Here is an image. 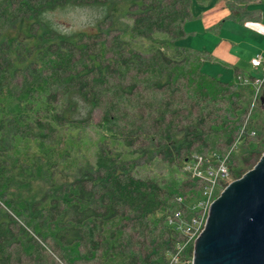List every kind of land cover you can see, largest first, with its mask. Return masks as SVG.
<instances>
[{
  "label": "trees",
  "instance_id": "obj_1",
  "mask_svg": "<svg viewBox=\"0 0 264 264\" xmlns=\"http://www.w3.org/2000/svg\"><path fill=\"white\" fill-rule=\"evenodd\" d=\"M206 1L0 0V264H167L193 216L183 196L206 186L186 168L193 156L231 150V177L256 163L252 87L212 77L177 41ZM80 6L88 29L52 17ZM154 158L183 175L141 172ZM33 181L39 192L21 195ZM192 249L170 264H191Z\"/></svg>",
  "mask_w": 264,
  "mask_h": 264
},
{
  "label": "water",
  "instance_id": "obj_2",
  "mask_svg": "<svg viewBox=\"0 0 264 264\" xmlns=\"http://www.w3.org/2000/svg\"><path fill=\"white\" fill-rule=\"evenodd\" d=\"M225 184L195 235L190 263L264 264V149L255 164Z\"/></svg>",
  "mask_w": 264,
  "mask_h": 264
},
{
  "label": "crops",
  "instance_id": "obj_3",
  "mask_svg": "<svg viewBox=\"0 0 264 264\" xmlns=\"http://www.w3.org/2000/svg\"><path fill=\"white\" fill-rule=\"evenodd\" d=\"M193 7L194 16L182 24L185 35L177 41L203 52L200 66L204 72L225 82L234 81L236 75L262 74V65L250 63L256 54L264 59L262 1L246 4L247 12L241 19L231 14L227 0H209Z\"/></svg>",
  "mask_w": 264,
  "mask_h": 264
},
{
  "label": "rangeland",
  "instance_id": "obj_4",
  "mask_svg": "<svg viewBox=\"0 0 264 264\" xmlns=\"http://www.w3.org/2000/svg\"><path fill=\"white\" fill-rule=\"evenodd\" d=\"M209 0H207L206 2H208ZM229 3H238V0H227ZM204 2V3H206ZM240 2V1H239ZM201 3V2H199ZM197 2V4H199ZM196 2L192 3V7L193 5H195ZM203 4V3H201ZM230 5V4H229ZM194 9V7H193ZM53 19H55V22H57L58 26L61 27L62 30L67 31V30H75V29H80V28H85L88 29L89 27V23L93 21V17H92V13L90 11V9H88L87 7H81L77 8V7H71V8H67L66 10L61 9L58 10L56 12L53 13L52 15ZM91 28H89L90 30ZM92 30V29H91ZM194 76H198V74H196V71L193 72ZM235 87L236 89H238V91L241 92H248V88H250V86L252 87L253 90V94L251 92L250 96H251V100L249 101V109L247 112V115L250 113H255V117H260L264 115V101L261 103L260 99H259V95H261L263 93L262 88H264V82H262L261 84H259L256 80H253L252 77H242L239 79L237 77V75L235 76ZM260 85V86H258ZM254 111V112H253ZM256 111V112H255ZM97 116L98 113H96L94 115V121L97 120ZM264 119V117H262ZM241 151V146H238L235 148L234 152L235 154H238ZM242 166V174L246 171V169H248L249 167L252 166V164H245L242 165L241 163L238 166ZM181 167L179 166V168L177 167V170H175L173 168V166L170 165H166L164 164L161 160L158 159H152V162L149 163L147 162L146 164H144L141 168V172H148L149 174L152 173H159V174H163L167 177L170 178H178V175H183L181 173ZM228 181H232L233 178L235 177H231L228 175ZM41 182L39 181H33V184L31 186V188H29V190H25V191H20L21 195L23 194H27L29 195H34V193H38L39 191H36L38 187H40ZM213 188L211 191V194L209 196H207L208 194H206V196H203L202 194H199V190L196 191V189L193 190V192H187V194H184L183 199L185 201V204L183 205L184 207L181 209L182 212H184L183 214L186 216L187 213L192 212L193 215L194 213H198L200 212L201 206L199 207L198 201L201 199L203 200V203H206L208 200L211 199V197H216L220 190L223 188V186L221 184H218L217 182L213 184ZM20 195V196H21ZM0 203H1V199H0ZM198 211V212H197ZM192 216V215H191ZM191 241L192 240H188ZM25 257V256H23Z\"/></svg>",
  "mask_w": 264,
  "mask_h": 264
},
{
  "label": "built area",
  "instance_id": "obj_5",
  "mask_svg": "<svg viewBox=\"0 0 264 264\" xmlns=\"http://www.w3.org/2000/svg\"><path fill=\"white\" fill-rule=\"evenodd\" d=\"M250 63L253 66L262 65V74L259 76H254V78H252L258 83L260 82L259 84H261L262 82H264V59L261 57L260 54H256L253 58H251ZM237 77L239 79L241 78V76L239 77L238 75ZM230 151H227L225 154L219 156L217 163H212L210 159L202 158L201 154H196L195 156H193L191 164L186 165V168L188 169V172H190L191 176L198 177L200 181L206 182L204 184L206 186L203 191V196H206V194H208L207 196H209L211 194L214 183L217 182L218 184L224 186L226 185L225 183L229 182V171H227V162L229 160L228 155ZM177 199L180 200L179 197ZM212 200L213 197H211V199L208 200L206 203H203V200L201 199L198 201L197 205H199V207L201 206V209L200 212L197 211L198 213H194V215L191 217V222L185 218L182 219L183 231L187 233V236L185 238L186 241L178 249L175 250V253L172 255L169 263L167 264H170L171 262L176 261L178 259L179 250L182 249V247L188 240L191 239L192 241H194L195 235H197L203 227V223L205 222L207 216V208H209V205ZM178 214L179 212L175 215L178 216Z\"/></svg>",
  "mask_w": 264,
  "mask_h": 264
}]
</instances>
